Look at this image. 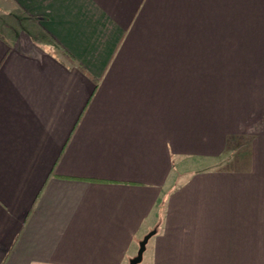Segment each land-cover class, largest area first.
Segmentation results:
<instances>
[{
  "label": "crops",
  "instance_id": "1",
  "mask_svg": "<svg viewBox=\"0 0 264 264\" xmlns=\"http://www.w3.org/2000/svg\"><path fill=\"white\" fill-rule=\"evenodd\" d=\"M0 4V264H264V0Z\"/></svg>",
  "mask_w": 264,
  "mask_h": 264
},
{
  "label": "rangeland",
  "instance_id": "2",
  "mask_svg": "<svg viewBox=\"0 0 264 264\" xmlns=\"http://www.w3.org/2000/svg\"><path fill=\"white\" fill-rule=\"evenodd\" d=\"M6 8L0 4V11L6 13ZM8 12V11H7ZM236 140V139H235ZM240 143L235 141L232 147L229 148L227 153L215 158V159H200V158H188L181 159V162L177 165L173 179H178V182H182L189 178L193 173L205 170H226L235 169L237 167L245 166L249 160V145L245 140L240 146ZM241 147V148H240ZM173 186H171L172 188ZM170 187H168L169 189ZM145 264V263H141Z\"/></svg>",
  "mask_w": 264,
  "mask_h": 264
},
{
  "label": "water",
  "instance_id": "3",
  "mask_svg": "<svg viewBox=\"0 0 264 264\" xmlns=\"http://www.w3.org/2000/svg\"><path fill=\"white\" fill-rule=\"evenodd\" d=\"M157 234L156 230H153L152 232L148 233L143 240L139 244V250L137 255L130 260L129 264H141L143 262L144 253L147 248V244L150 241L151 238H153Z\"/></svg>",
  "mask_w": 264,
  "mask_h": 264
},
{
  "label": "trees",
  "instance_id": "4",
  "mask_svg": "<svg viewBox=\"0 0 264 264\" xmlns=\"http://www.w3.org/2000/svg\"><path fill=\"white\" fill-rule=\"evenodd\" d=\"M64 56H65V58L67 59L68 62L74 63L73 58L69 54L65 53Z\"/></svg>",
  "mask_w": 264,
  "mask_h": 264
}]
</instances>
